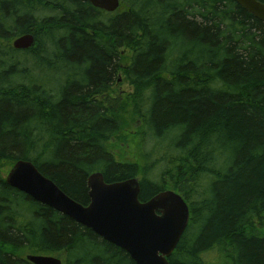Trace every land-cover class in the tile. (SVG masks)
I'll use <instances>...</instances> for the list:
<instances>
[{
    "label": "trees",
    "instance_id": "trees-1",
    "mask_svg": "<svg viewBox=\"0 0 264 264\" xmlns=\"http://www.w3.org/2000/svg\"><path fill=\"white\" fill-rule=\"evenodd\" d=\"M121 2L0 0V167L31 161L84 206L94 172L138 178L142 202L174 191L190 220L170 264H264V22L232 0ZM28 33L34 47L14 49ZM121 68L139 161L113 147ZM0 197V264H136L1 172Z\"/></svg>",
    "mask_w": 264,
    "mask_h": 264
},
{
    "label": "water",
    "instance_id": "water-1",
    "mask_svg": "<svg viewBox=\"0 0 264 264\" xmlns=\"http://www.w3.org/2000/svg\"><path fill=\"white\" fill-rule=\"evenodd\" d=\"M108 13L116 12L120 0H81ZM256 19L264 22V3L258 0H233ZM35 37L25 34L12 46L27 50L34 46ZM7 185L33 200L93 231L103 240L124 250L136 264H170L187 229L190 209L180 194L166 190L146 202L139 200L140 180L106 183L101 172L87 179L90 202L87 206L63 192L51 179L43 176L31 161L19 160L10 170ZM32 264H63L55 256L30 254Z\"/></svg>",
    "mask_w": 264,
    "mask_h": 264
},
{
    "label": "rangeland",
    "instance_id": "rangeland-1",
    "mask_svg": "<svg viewBox=\"0 0 264 264\" xmlns=\"http://www.w3.org/2000/svg\"><path fill=\"white\" fill-rule=\"evenodd\" d=\"M120 8H122V5ZM129 56V51H123L122 62H128ZM55 78L59 80V76H56ZM114 90L115 93L122 99V108L120 112L122 129L116 139L113 141L114 150L126 160L139 161L140 156L138 151V140L140 121L135 117L132 111L130 93L133 91V86L126 79L124 75V68H121V72L118 75V82L115 84ZM1 162L4 165L0 167V172L6 179L10 170L14 166V162L6 160H2Z\"/></svg>",
    "mask_w": 264,
    "mask_h": 264
},
{
    "label": "flooded vegetation",
    "instance_id": "flooded-vegetation-1",
    "mask_svg": "<svg viewBox=\"0 0 264 264\" xmlns=\"http://www.w3.org/2000/svg\"><path fill=\"white\" fill-rule=\"evenodd\" d=\"M39 170V169H38ZM40 172V171H39ZM41 173V172H40ZM5 179V178H4ZM7 179V177H6ZM6 179H5V182H6ZM50 179V178H49ZM55 183V182H54ZM7 184V183H6ZM56 184V183H55ZM57 185V184H56ZM9 186V185H8ZM58 186V185H57ZM10 188H13V187H10ZM15 189V188H14ZM0 202H1V197H0Z\"/></svg>",
    "mask_w": 264,
    "mask_h": 264
},
{
    "label": "bare ground",
    "instance_id": "bare-ground-1",
    "mask_svg": "<svg viewBox=\"0 0 264 264\" xmlns=\"http://www.w3.org/2000/svg\"><path fill=\"white\" fill-rule=\"evenodd\" d=\"M233 1V0H232ZM250 14V13H249ZM27 261V260H26Z\"/></svg>",
    "mask_w": 264,
    "mask_h": 264
}]
</instances>
